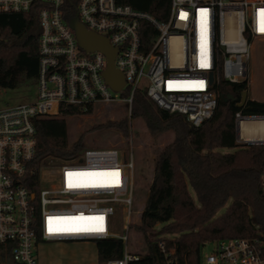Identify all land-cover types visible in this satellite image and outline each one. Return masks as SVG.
Returning a JSON list of instances; mask_svg holds the SVG:
<instances>
[{"label": "built area", "instance_id": "1", "mask_svg": "<svg viewBox=\"0 0 264 264\" xmlns=\"http://www.w3.org/2000/svg\"><path fill=\"white\" fill-rule=\"evenodd\" d=\"M73 1L78 20L116 49L114 66L125 79L119 92L105 80L106 54L80 46L67 18ZM35 4L37 97L0 108V247L12 264H41V244L118 238L122 256L104 264L138 261L128 234L112 231L117 205L130 221L133 155L126 160L115 147L87 148L79 158L33 166L35 118L68 108L85 113L102 103L132 105L134 93L143 89L161 108L201 127L218 106L222 79L248 81L252 44L264 40V0H171L165 20L119 0H0V12L29 13ZM127 89L130 95L121 97ZM252 117L236 113L238 127ZM239 135L241 143L264 144V136ZM158 244L162 264H180L174 248ZM210 244L200 264H264V237Z\"/></svg>", "mask_w": 264, "mask_h": 264}, {"label": "trees", "instance_id": "2", "mask_svg": "<svg viewBox=\"0 0 264 264\" xmlns=\"http://www.w3.org/2000/svg\"><path fill=\"white\" fill-rule=\"evenodd\" d=\"M119 1L161 20L167 18L171 2ZM75 3L69 4V20L77 18ZM38 8L35 4L29 13L0 12V87L15 89L38 81ZM219 84L218 106L201 127L161 108L143 89L133 95L131 120H144L152 133L173 131L174 139L158 153L140 223L129 224V228L142 232L147 245L140 260L130 264H162L160 240L168 249H175L180 264H200L203 249L210 242L227 237H264V144L241 143L235 118L238 112L264 115V101L247 98L240 106L242 93L249 89L247 80L230 83L222 79ZM123 95L129 96L130 90ZM82 113L68 108L59 116L35 118L37 148L33 166L79 158L92 148L85 139L88 131L109 128L128 136L129 121L123 117L94 125L71 142L66 118ZM225 149L230 151H222ZM223 207L225 211L218 214ZM96 243L101 263L123 254L121 239L105 238Z\"/></svg>", "mask_w": 264, "mask_h": 264}, {"label": "rangeland", "instance_id": "3", "mask_svg": "<svg viewBox=\"0 0 264 264\" xmlns=\"http://www.w3.org/2000/svg\"><path fill=\"white\" fill-rule=\"evenodd\" d=\"M251 48L247 98L264 101V40L257 39ZM124 91L120 93L121 97H126L123 95ZM37 94V83L32 85L21 84L15 89L0 87V108L14 105L15 103L33 101ZM130 112L131 105L126 101H119L97 104L90 112L66 118V122H68V139L71 142L77 140L82 132L94 125L103 124V122L108 120L117 121L123 117L128 118L129 133L127 137H124L121 132L109 128L88 131L85 137L88 147H115L120 154L121 152L125 153L126 160H129L131 155H133L134 193L132 213L128 225L140 223L141 214L149 193L153 169L159 156L158 153L174 139L173 131L152 133L147 128L144 120L140 118L131 120ZM245 121H243V123L245 122L243 125L246 124L245 126H254L256 124L255 121ZM260 133V131L244 130L242 134L258 136ZM226 150L230 151V149L222 151L225 152ZM226 207L220 209L218 214L224 212ZM115 208L116 213L113 217L114 228L112 231L117 235L128 234L129 239L127 242L131 251L146 252L147 245L144 242L142 232H139L133 226L128 228L125 209L119 205ZM211 248L212 245L208 244L203 249V253L210 252ZM39 261L41 264H104L98 259L96 241L47 243L39 248Z\"/></svg>", "mask_w": 264, "mask_h": 264}, {"label": "water", "instance_id": "4", "mask_svg": "<svg viewBox=\"0 0 264 264\" xmlns=\"http://www.w3.org/2000/svg\"><path fill=\"white\" fill-rule=\"evenodd\" d=\"M70 26L74 30L75 35L79 40L80 46L88 51H102L107 56V67L104 72V77L109 86H111L116 92L123 89L125 84L124 74L114 66V59L116 56V49L113 48L108 39L105 36L97 35L88 30L84 24H82L78 18L70 20ZM39 29V26H38ZM248 90H245L241 96L240 106L244 105L247 99ZM231 97V96H230ZM227 99V98H226ZM252 120L263 119L264 116H255ZM238 135L240 133V127H238ZM240 136V135H239Z\"/></svg>", "mask_w": 264, "mask_h": 264}, {"label": "bare ground", "instance_id": "5", "mask_svg": "<svg viewBox=\"0 0 264 264\" xmlns=\"http://www.w3.org/2000/svg\"><path fill=\"white\" fill-rule=\"evenodd\" d=\"M248 120H251V121H255L256 122V124L254 125V126H245V125H243L244 123L242 122L241 123V128H240V132H241V134L243 133V131L244 130H246V131H255V132H261L263 129H264V120L263 119H259V120H252V119H248ZM247 120V121H248ZM250 122V121H249ZM249 122H247V123H249ZM254 122V123H255ZM251 124V123H250ZM257 137H259V136H257Z\"/></svg>", "mask_w": 264, "mask_h": 264}, {"label": "crops", "instance_id": "6", "mask_svg": "<svg viewBox=\"0 0 264 264\" xmlns=\"http://www.w3.org/2000/svg\"><path fill=\"white\" fill-rule=\"evenodd\" d=\"M3 88V87H2ZM253 136V135H252ZM258 136H264V129L261 131V133L258 135ZM47 243L45 244H41L40 247L42 245H46ZM39 247V248H40ZM0 264H12V262H10L8 259H7V254L5 253L4 251V248L3 246L0 247Z\"/></svg>", "mask_w": 264, "mask_h": 264}, {"label": "snow or ice", "instance_id": "7", "mask_svg": "<svg viewBox=\"0 0 264 264\" xmlns=\"http://www.w3.org/2000/svg\"><path fill=\"white\" fill-rule=\"evenodd\" d=\"M261 30L264 31V27H262ZM69 175H71V173H69ZM70 186H71V185H70ZM49 219L51 220L52 218H49ZM51 230H52V229H51V227H50V231H51Z\"/></svg>", "mask_w": 264, "mask_h": 264}]
</instances>
